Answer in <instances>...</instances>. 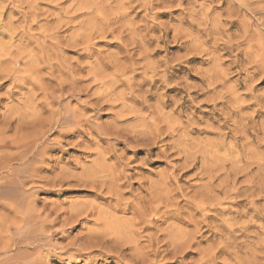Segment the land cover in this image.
Here are the masks:
<instances>
[{"label":"rangeland","instance_id":"1","mask_svg":"<svg viewBox=\"0 0 264 264\" xmlns=\"http://www.w3.org/2000/svg\"><path fill=\"white\" fill-rule=\"evenodd\" d=\"M0 46V143L31 144L0 220L43 228L35 264H264V0H0Z\"/></svg>","mask_w":264,"mask_h":264},{"label":"bare ground","instance_id":"2","mask_svg":"<svg viewBox=\"0 0 264 264\" xmlns=\"http://www.w3.org/2000/svg\"><path fill=\"white\" fill-rule=\"evenodd\" d=\"M99 34V33H98ZM77 37V36H76ZM240 38V37H239ZM11 46V45H10ZM2 46H0V49H4V47H2ZM52 47V46H51ZM262 47V46H261ZM3 51V50H2ZM262 51V50H261ZM1 52V51H0ZM247 52V51H246ZM7 56H9V54L7 55ZM1 57V56H0ZM10 57V56H9ZM6 58V57H5ZM1 61V60H0ZM3 62V61H2ZM5 62V61H4ZM3 62V63H4ZM261 62H262V60H261ZM4 65V64H3ZM260 65H262V64H260ZM2 66V65H1ZM264 66V65H263ZM263 66H261V67H263ZM260 67V66H259ZM2 68V67H1ZM3 68H5V66H3ZM5 71H8V70H6V69H4ZM12 70V69H11ZM13 71V70H12ZM261 72V71H260ZM6 73V72H5ZM9 73V71L7 72V75H9L8 74ZM262 74V73H261ZM263 74H264V72H263ZM262 74V75H263ZM17 79V78H16ZM165 80H167V78L165 79ZM163 82H164V80H162ZM208 83H210V82H208ZM211 85V84H210ZM209 85V86H210ZM46 94H48V93H46ZM44 95H45V93H44ZM53 96V95H52ZM55 97V96H54ZM231 98L233 99V97L231 96ZM263 98V97H262ZM229 99V98H228ZM236 99V98H235ZM218 100H219V98H218ZM222 100V99H221ZM215 101H217V98H216V100ZM214 101V102H215ZM223 101V100H222ZM230 102H231V99L229 100ZM228 101V103H230ZM233 101V100H232ZM240 101V100H239ZM258 101V100H257ZM261 101V100H260ZM259 101V102H260ZM232 103V102H231ZM237 102H233V104L235 105ZM240 103V102H239ZM241 104V103H240ZM243 104V103H242ZM259 104V103H258ZM262 104H264V103H262ZM214 105V104H213ZM222 105V104H221ZM228 105V104H227ZM234 105H232L231 104V106H234ZM237 105V104H236ZM256 105V104H255ZM260 106V105H259ZM262 106V105H261ZM257 107V106H256ZM264 107V106H263ZM235 108H237V111L238 110H240L241 109V106L239 107L240 109H238V107L237 106H235ZM261 108V107H260ZM217 109V108H216ZM226 109V108H225ZM221 110H222V108H221ZM227 110H230L229 108H227ZM226 111V110H225ZM228 112V111H227ZM230 112H231V110H230ZM59 113V112H58ZM220 113H222V112H220ZM56 114V113H55ZM226 114V113H225ZM229 114V113H228ZM13 115V114H12ZM60 115V114H59ZM159 115V114H158ZM64 116V115H63ZM229 116H231V115H229ZM234 116H235V114H234ZM13 117V116H12ZM159 117H160V115H159ZM224 117H227V116H225L224 115ZM236 117V116H235ZM238 117H239V114H238ZM238 117H236V118H238ZM244 117V116H243ZM161 118V117H160ZM229 118V117H228ZM3 119H4V117H3ZM11 119V118H10ZM9 119V120H10ZM63 119H65V118H63ZM230 119V118H229ZM244 120L245 119H247V118H243ZM242 119V120H243ZM7 120V119H6ZM6 120H4L5 122H7ZM8 120V122H10V121H12L13 120V118H12V120H10L9 121ZM165 120V119H164ZM233 120V119H232ZM236 120V119H235ZM238 121H240L241 120V118H240V120L239 119H237ZM243 120V121H244ZM3 121V122H4ZM16 121V120H15ZM64 121V120H63ZM69 121V120H68ZM246 121V120H245ZM261 121H262V119H261ZM4 122V123H5ZM5 123V124H10V123ZM18 122H19V119H18ZM50 122V121H49ZM55 122V121H54ZM61 122V121H60ZM263 122V121H262ZM3 123V125L5 126V128H6V130H7V127H6V125ZM13 123H14V121H13ZM66 123V122H65ZM232 123H234V122H232ZM17 124H19V123H17ZM245 123L243 122V125H244ZM3 125H1V126H3ZM151 125V124H150ZM234 125V124H233ZM240 125V124H239ZM246 125V124H245ZM244 125V126H245ZM253 125H255V124H253ZM53 126V125H52ZM55 126V125H54ZM242 126V125H241ZM240 126V127H241ZM23 127V126H22ZM157 127V130L159 129L158 128V126H156ZM155 127V128H156ZM243 127V126H242ZM253 127V126H252ZM251 127V128H252ZM5 128H1L0 129V133H3L4 131L3 130H5ZM245 128V127H244ZM244 128H241V129H239L238 128V126H237V129H239L238 131L240 132V130H242V129H244ZM254 128V127H253ZM258 128V127H257ZM260 128H261V126H260ZM3 129V130H2ZM10 129V128H9ZM169 129V128H168ZM172 129V128H171ZM218 129H220V128H218ZM235 129V128H234ZM236 129V130H237ZM259 129V128H258ZM5 130V131H6ZM156 130V131H157ZM165 130H167V129H165ZM164 130V131H165ZM170 130V129H169ZM169 130L168 131H165L166 133H168L169 132ZM174 129H172V130H170L171 132L173 131ZM245 130V129H244ZM254 130H255V128H254ZM8 131V130H7ZM252 131V130H251ZM259 131V130H258ZM15 132V131H14ZM155 132V131H154ZM160 133L162 132V131H159ZM174 132H177V130L176 131H174ZM173 132V133H174ZM233 132V131H232ZM235 132H237V131H235ZM246 132H247V130H246ZM253 132V131H252ZM263 132V135H264V131H262ZM152 133H153V131H152ZM157 134H156V136L158 135V132H156ZM160 133H159V136H160ZM166 133H164V134H166ZM234 133V132H233ZM232 133V134H233ZM240 133H242V132H240ZM244 133H245V131H244ZM244 133H242V136L244 135ZM257 133V132H256ZM140 134V133H139ZM145 134H146V131H145ZM169 134V133H168ZM176 134V133H175ZM175 134H173V135H175ZM254 134V133H253ZM132 135H134V133L132 134ZM137 135V134H136ZM155 134H153V136H154ZM162 135V134H161ZM262 135V136H263ZM4 136V135H3ZM22 136V135H21ZM25 136V135H24ZM27 136H28V134H27ZM150 136H152V135H150ZM156 136H154V138L156 137ZM179 136V135H178ZM223 136V135H222ZM226 136V135H225ZM20 137V136H19ZM158 137V136H157ZM156 137V138H157ZM167 137H168V135H167ZM173 137V136H172ZM1 138H3L4 139V137H1ZM22 138V137H21ZM155 138V139H156ZM224 138V137H223ZM233 138V137H232ZM239 138H241V136H239ZM15 139V138H14ZM132 139H134V138H132ZM152 139V138H151ZM150 139V140H151ZM2 140V139H1ZM6 141H7V139H5ZM13 140V139H12ZM22 140V139H21ZM21 140H19V141H16L15 142V144H18V143H20V141ZM221 140H222V138H221ZM237 140H239V139H237ZM6 141H3L2 143H0V156H2L1 158H2V160H0V174H5V175H3L4 177H0V199L3 201V199H7V201H8V203L7 204H5V203H2L3 205L5 204L6 206L8 205V206H11V205H9V201L10 200H8V199H12V198H14L15 196H17V194H15V193H17L19 190V188H21V186H20V184L21 183H23L24 181H23V179H25L26 177H24L23 179L21 178V177H23L22 175L23 174H25L24 172H28L29 171V167H30V165H28L27 164V162H28V157H27V153H29V151H25L28 147H27V145H28V143H27V145H25V146H23V150H24V147H25V152H23V150L22 151H20V144H23L22 143V141H21V143L20 144H18V145H15L14 144V141H13V145L11 144V145H9V144H7V145H4V144H6ZM27 141H30L29 139H27ZM134 141V140H133ZM156 141H157V139H156ZM180 141V140H179ZM220 141V140H219ZM231 141V140H230ZM23 142H26V140L25 141H23ZM152 142V141H151ZM156 143V142H155ZM220 143V142H219ZM222 143H223V141H222ZM226 142H224V144H225ZM25 144V143H24ZM32 144H34V142L32 141ZM154 144V143H153ZM177 144L179 145V143L177 142ZM230 144V143H229ZM232 144H233V142H232ZM235 144V143H234ZM176 145V144H175ZM174 145V146H175ZM211 145V144H210ZM28 146H31V144H29ZM180 146V145H179ZM219 146V145H218ZM217 146V147H218ZM221 146H223L222 144H221ZM236 146V145H235ZM243 146V145H242ZM27 147V148H26ZM172 147V146H171ZM177 147V146H176ZM175 147V148H176ZM182 147V146H181ZM210 147V146H209ZM220 147V146H219ZM223 147H225V146H223ZM31 148V147H30ZM175 148L173 149V151H175ZM216 148V147H215ZM171 149V148H170ZM184 149V148H183ZM183 149H182V151H183ZM187 149H188V146H187ZM211 149V148H210ZM221 149H223V148H221ZM243 149H244V147H243ZM27 150H29V148L27 149ZM177 150H178V147H177ZM185 150H186V146H185ZM185 150H184V152H185ZM216 150H217V148H216ZM216 150H215V152H216ZM196 151V150H195ZM204 151H205V149H204ZM213 151V150H212ZM177 152V151H176ZM179 152V151H178ZM181 152V151H180ZM202 152H203V150H202ZM250 152V151H249ZM26 153V154H25ZM31 153V152H30ZM183 153V152H182ZM199 153H200V151H199ZM240 153V152H239ZM246 153V152H245ZM184 154V153H183ZM186 154V153H185ZM184 154V155H185ZM197 154V153H196ZM206 154V153H205ZM237 154V153H236ZM30 155V154H29ZM28 155V156H29ZM199 155V154H198ZM201 155V154H200ZM214 155V154H213ZM178 156H179V158L180 159H182L181 157H180V155L178 154ZM181 156H183V155H181ZM187 156V155H186ZM203 156V155H202ZM188 157V156H187ZM200 157V156H199ZM214 159H216V157H214V156H212ZM236 157H237V155H236ZM240 157V156H239ZM189 158V157H188ZM190 158H193V156L192 157H190ZM195 158V157H194ZM194 158H193V160H194ZM242 158H244V157H242ZM205 159V158H204ZM30 160V159H29ZM183 160H185V158H183ZM187 160V159H186ZM189 160V159H188ZM191 160L192 159H190L189 161L191 162ZM198 160V159H197ZM238 160V159H237ZM199 161V160H198ZM200 161H202V159H200ZM208 161V160H207ZM206 161V162H207ZM212 161V160H211ZM228 161V160H227ZM235 161V160H234ZM182 162V161H181ZM186 162V161H185ZM188 163V165H186V163H184L185 164V166H187V168L189 167V164H191V163ZM251 162V161H250ZM29 163V162H28ZM201 163V162H200ZM209 164H210V161L208 162ZM235 163V162H234ZM234 163H233V161H232V163L231 164H233L234 165ZM239 162H237V164H238ZM183 163L182 164H180V165H184ZM205 164V163H204ZM13 165H16V166H13ZM215 165V164H214ZM222 165V164H221ZM254 165V164H253ZM29 166V167H28ZM199 166H200V164H199ZM202 166V165H201ZM200 166V167H201ZM210 166V165H209ZM212 166V165H211ZM218 166H219V164H218ZM224 166V165H223ZM28 167V168H27ZM182 167V166H181ZM206 167H207V165H206ZM185 167L183 166V168L182 169H184ZM209 168V167H208ZM213 168V167H212ZM211 168V169H212ZM217 168V167H216ZM223 168V170L225 169V166L224 167H222ZM234 168H236L235 166H234ZM238 168V167H237ZM26 169H28V170H26ZM190 169H191V167H190ZM198 169V168H197ZM200 169V168H199ZM207 169V168H206ZM195 170H196V168H195ZM217 170H220V169H217ZM222 170V171H223ZM227 170V169H226ZM237 170V169H236ZM197 171H200V170H197ZM204 171V170H203ZM238 171H240L239 170V168H238ZM209 173L210 171L208 170H206V172H205V174L206 173ZM219 172V171H218ZM221 172V171H220ZM225 172V171H224ZM200 173H201V171H200ZM204 173V172H203ZM211 173V175H212V172H210ZM215 173L217 174V175H219V173H217L216 171H215ZM215 173H213V174H215ZM227 173V172H226ZM226 173H225V176H226ZM232 173V171L230 172V174ZM234 173H235V171H234ZM233 173V174H234ZM243 173V172H242ZM242 173H240V174H242ZM215 174V175H216ZM237 174V171H236V173H235V175ZM26 175V174H25ZM201 175V174H200ZM199 175V176H200ZM235 175H234V177H233V175H232V177L234 178V182H232V184L235 186V179H236V177H235ZM172 176V178H173V175H171ZM198 176V175H197ZM208 176V175H207ZM237 176V175H236ZM252 177V176H251ZM211 177H209L207 180H211L210 182H212L213 180V178H211ZM223 178H224V176H223ZM226 178V179H225ZM223 180H226L227 181V178H228V174H227V176L225 177ZM215 179V178H214ZM220 180H221V178H220ZM231 180H233V179H231ZM22 181V182H21ZM26 181V180H25ZM225 181V182H226ZM248 181V180H247ZM246 181V182H247ZM207 182V181H206ZM209 182V181H208ZM207 182V183H208ZM225 182H222V180H221V184L222 183H225ZM229 181H227V183H228ZM241 183V182H240ZM231 184V185H232ZM247 184V183H246ZM23 185V184H22ZM219 187L221 186V185H219V184H217ZM224 185V184H223ZM227 185V184H226ZM259 185V184H258ZM207 186H208V184H207ZM217 186V187H218ZM240 186V185H239ZM219 187L218 188H216V189H219ZM22 188H23V186H22ZM21 188V189H22ZM206 188V187H205ZM207 188H209V189H212L213 187H211L210 188V186L209 187H207ZM206 188V189H207ZM233 188V187H232ZM209 189L208 190H206V192L207 191H209ZM214 189V188H213ZM248 189V188H247ZM205 190V189H204ZM228 190V189H227ZM236 191V190H235ZM238 192H239V190H237ZM245 191H247V190H245ZM249 191V190H248ZM20 193H21V191H19ZM22 192H23V190H22ZM204 192V191H203ZM209 192H212V191H209ZM215 192V191H214ZM213 192V193H214ZM224 192V191H223ZM222 192V193H223ZM226 193L228 192V191H225ZM13 193H14V197H13ZM200 193H201V191H200ZM200 193H198V191H197V194L199 195ZM213 193H211V195L213 194ZM240 193V192H239ZM196 194V192H195V195H197ZM234 194H235V192H234ZM245 194H247L246 196H248V194L249 193H245ZM253 194V193H252ZM259 194H261L260 192H259ZM197 195V196H198ZM208 195V194H207ZM207 195H205V192H204V196L205 197H203V196H201L202 197V199H204L205 198V200L207 199L206 198V196ZM225 195H227V194H224V196ZM243 195H244V192H243ZM251 195V194H250ZM258 195V194H257ZM10 198H9V197ZM20 196H22V195H20ZM153 196H155V195H153ZM152 196V197H153ZM237 196V195H236ZM240 196V195H239ZM238 196V199L240 198ZM251 196H253V195H251ZM8 197V198H7ZM152 197H151V199H152ZM160 197V196H159ZM208 197V196H207ZM234 197V196H233ZM257 197V196H256ZM17 198H19L18 196H17ZM24 197H22V199H23ZM156 197H154V199H155ZM194 198H196L195 196L193 197V199ZM212 198V197H211ZM210 198V199H211ZM237 198V197H236ZM249 198V197H248ZM21 199V200H22ZM158 199H160V198H158ZM165 199V198H164ZM209 199V198H208ZM0 200V201H1ZM20 200V198H19V202L21 201ZM157 200V199H156ZM192 200V199H191ZM203 201V200H201L200 199V197L198 196V200L196 199V202L197 201ZM214 200V199H213ZM252 200V199H251ZM7 201H4V202H7ZM11 201H13V199L11 200ZM24 201V200H23ZM151 201H153V200H151ZM164 201V200H163ZM206 201H209V204H210V202H212L211 200H206ZM18 202V203H19ZM22 202V201H21ZM155 202V201H154ZM160 202H162L161 200H160ZM193 202V201H192ZM216 202H218L217 200H216ZM215 202V203H216ZM252 202V201H251ZM254 202V201H253ZM1 203V202H0ZM11 203V202H10ZM17 203V204H18ZM156 203H157V201H156ZM214 203V202H213ZM20 204V203H19ZM202 205L204 204V202H202L201 203ZM208 204V205H209ZM255 204V203H254ZM253 204V205H254ZM3 205L1 206V207H3ZM21 205V204H20ZM20 205H19V207H20ZM159 205V204H158ZM194 205V204H193ZM198 205H199V203H198ZM197 205V208L200 206H198ZM205 206H206V204H204ZM218 205V204H217ZM12 206H13V204H12ZM11 206V207H12ZM15 206V205H14ZM18 205H16V207H17ZM24 206V205H23ZM160 206V205H159ZM195 206V205H194ZM204 206V207H205ZM5 207V206H4ZM16 207H12V211H13V208L14 209H16L17 211H20V210H18ZM18 207V208H19ZM152 207V206H151ZM155 208H152L153 209V211H154V213L156 212V210H157V208H156V204H155V206H154ZM158 207V206H157ZM201 208H202V206H200ZM199 207V208H200ZM206 207H208V206H206ZM252 207V206H251ZM23 208V207H22ZM4 210L6 209V207L5 208H3ZM11 209V208H10ZM205 209V208H204ZM203 209V210H204ZM15 210V211H16ZM92 210H94V209H92ZM100 211H98V209L97 210H94V211H97V213H99V214H102V211H101V209H99ZM149 210V209H148ZM160 210V209H159ZM158 210V211H159ZM200 210V209H199ZM258 210V209H257ZM264 210V209H263ZM14 211V212H15ZM136 211V210H135ZM144 211V210H143ZM142 211V213H144ZM254 211V210H253ZM262 211V210H261ZM141 212V211H140ZM139 212V213H140ZM151 212V211H150ZM195 212V211H194ZM242 212V211H241ZM245 212H246V210H245ZM258 212V211H257ZM264 212V211H263ZM16 213V212H15ZM17 213H19L20 214V212H17ZM16 213V214H17ZM23 213V212H22ZM21 213V214H22ZM96 213V212H95ZM132 213H134V211L132 212ZM243 213H244V211H243ZM242 213V214H243ZM20 214V215H21ZM92 214V213H91ZM163 214V213H162ZM264 214V213H263ZM103 215H104V213H103ZM144 215V214H143ZM142 215V216H143ZM238 215V214H237ZM105 217H104V219L106 220V218H107V215H104ZM139 216V215H138ZM241 216V215H240ZM251 216V215H250ZM253 213H252V218H253ZM250 217V218H251ZM261 217V216H260ZM22 218H25V217H22ZM22 218H21V221L19 220V222H24V223H22V224H24L22 227H14V225L12 224V226L11 225H8L9 223H8V221L6 222V223H8V224H5V223H2V221H1V225H0V243L2 244V247H1V245H0V264H35L34 263V260H35V258H34V256H36V255H34V256H32L34 259H31V254H30V252H29V248H30V245L32 244V243H30V242H35V241H32V237H36L37 238V236H40L41 234L39 233V231L38 230H40V228L38 229V230H35V231H38L37 233H39V235L35 232V231H33L34 230V228L33 229H31L32 227H30L29 229H31L30 231H29V229H28V227L30 226L29 225V223H28V220L27 221H23L22 220ZM139 218H140V216H139ZM142 218V217H141ZM234 218V217H233ZM236 218V217H235ZM252 218H251V220H252ZM172 219V218H171ZM108 220V219H107ZM143 220V219H142ZM256 220V219H255ZM260 220V219H259ZM6 221V220H5ZM76 221V220H75ZM249 221H250V219H249ZM3 222H4V220H3ZM30 222V221H29ZM104 222H106V221H104ZM103 222V223H104ZM233 222V221H232ZM14 223V222H13ZM238 223V222H237ZM247 223H249V222H247ZM246 223V224H247ZM251 223V222H250ZM252 223H253V220H252ZM255 223V222H254ZM15 224H19V225H22L21 223H16L15 222ZM43 225H44V223H42ZM42 224H41V226H42ZM98 224V223H97ZM196 224V223H195ZM230 224V223H229ZM234 224V223H233ZM236 224V223H235ZM250 225V224H249ZM40 226V225H39ZM38 226V227H39ZM98 226V225H97ZM101 226H103V229H105L106 231H111V230H113V228H112V226L109 224L108 225V223L106 222V224H102V225H100V226H98V228L100 227L101 228ZM235 226H237V225H235ZM242 226V225H241ZM244 226H245V223H244ZM233 227V226H232ZM240 227V226H239ZM254 227V226H253ZM249 228V227H248ZM257 228V227H256ZM264 228V227H263ZM43 228L41 227V230H42ZM195 230V232H196V229L197 228H194ZM240 229V228H239ZM242 229V228H241ZM240 229V230H241ZM40 230V231H41ZM169 230V229H168ZM247 230V229H246ZM170 231V230H169ZM172 231H173V229H172ZM238 231V230H237ZM264 231V230H263ZM32 232H35V234L37 235H35V234H33V236L31 237L30 236V233H31V235H32ZM120 232V231H119ZM200 232V231H199ZM234 232V231H233ZM261 232H262V230H261ZM115 233V232H114ZM238 233H240L239 231H238ZM247 233V232H246ZM164 234V233H163ZM172 233L170 232V235H171ZM221 234V233H220ZM241 234H242V231H241ZM134 235V234H133ZM166 235V234H165ZM234 235H235V233H234ZM92 236V235H91ZM94 236H96L95 234H94ZM94 236H93V238H94ZM109 236V237H108ZM110 236H111V234H105V235H101L100 237H98V238H100L99 240H100V242H102L103 240H104V242H105V240L106 241H108V242H110V243H108V242H105V243H107V245L108 244H112V242L113 243H117V242H119L120 243V248H124V249H120V251H118L117 253H119L118 255L121 257V256H124L125 254H124V252L126 253V251L125 250H132L133 249V247L134 246H136L137 244H135V243H132L130 240H126V239H123L122 237H120V236H115L114 237V239H111L110 238ZM122 236V235H121ZM126 236V235H125ZM168 236V235H167ZM179 236H181V235H179ZM194 236V235H193ZM192 236V237H193ZM257 236V235H256ZM260 236V235H259ZM169 237V236H168ZM167 237V238H168ZM175 237V236H174ZM174 237H172V238H174ZM223 238H224V236H222ZM228 237V236H227ZM229 237H230V235H229ZM235 237V236H234ZM234 237H230V238H233L234 239ZM248 237V236H247ZM246 237V238H247ZM36 238H34V239H36ZM40 238V237H39ZM89 238V237H88ZM165 238V237H164ZM189 238V237H188ZM30 239H31V241H30ZM90 239H91V241H92V237H90ZM149 239V238H148ZM158 239V238H157ZM179 239H182L181 237H179ZM178 239V240H179ZM192 239H194V238H192ZM196 239V238H195ZM220 239H221V237H220ZM229 239V238H228ZM236 239V238H235ZM38 240V239H37ZM89 240V239H88ZM98 240V241H99ZM184 240V239H183ZM232 240V239H231ZM237 240V239H236ZM246 240H248V239H246ZM3 241V242H2ZM120 241H122V242H120ZM153 241H154V239H153ZM173 241L174 240H172L171 241V244H173ZM189 241H191L192 242V240L189 238ZM223 241V240H222ZM225 242L227 241V240H224ZM234 241V240H233ZM264 240L262 239V242H263ZM96 242V241H95ZM136 242V241H135ZM151 242V241H150ZM155 242L156 241H154V244H155ZM167 242V241H166ZM188 242V241H187ZM237 242V241H236ZM261 242V243H262ZM178 243H179V241H178ZM184 243V242H183ZM190 242H188V244H189ZM226 243H228V242H226ZM226 243H223L224 244V247H225V244ZM230 243H232V242H230ZM250 243V242H249ZM248 243V244H249ZM260 243V244H261ZM264 243V242H263ZM34 244V243H33ZM32 244V245H33ZM90 244H92L91 242H90ZM98 244V246H101L102 247V243H97ZM96 244V245H97ZM131 244H133V246H131ZM167 244V243H166ZM180 244V243H179ZM222 244V243H221ZM220 243H219V245H221ZM236 244V243H235ZM235 244H233L234 246H235ZM238 244H240V243H238ZM247 243H246V245H248ZM259 244V243H258ZM257 244V245H258ZM113 245H115V244H113ZM117 245V244H116ZM150 245V244H149ZM148 245V246H149ZM181 245V244H180ZM182 245H187V244H182ZM190 245V244H189ZM188 245V247L190 248V246ZM218 244L216 245V247L215 248H217L218 249V247H220ZM231 245V244H230ZM233 245H232V247H233ZM243 245V244H242ZM245 245V246H246ZM254 245V244H253ZM110 246V245H109ZM167 246H168V244H167ZM169 246H171L170 244H169ZM214 246V245H213ZM212 246V247H213ZM218 246V247H217ZM226 246H227V244H226ZM244 246V245H243ZM251 247H252V245H250ZM95 247V246H94ZM119 247V246H118ZM179 247H181V246H179ZM184 247V246H183ZM240 247H242L241 246V244H240ZM253 247H256V246H253ZM252 247V248H253ZM259 247H260V245H259ZM113 248H115V247H113ZM149 248V247H148ZM209 248H211V247H209ZM223 248V247H222ZM227 248V247H226ZM226 248H224V249H226ZM235 248V247H234ZM261 248V247H260ZM78 249H80V248H78ZM99 249H101V248H99ZM102 249H104V248H102ZM134 249H135V247H134ZM166 249H171V248H167L166 247ZM165 249V250H166ZM186 249H187V247H185L184 248V251H186ZM213 249H214V247H213ZM240 249V248H239ZM238 249V250H239ZM247 249H249V248H247ZM246 249V250H247ZM257 248H255L254 250H256ZM93 250V249H92ZM117 250H119V249H117ZM136 250V249H135ZM133 251L132 250V252L133 253H130V258H131V260H130V262H132L133 264H145L146 263V261L144 262V263H142L143 262V259L145 258V255H147L146 253H137L136 251ZM188 250V249H187ZM212 250V249H211ZM216 250V249H215ZM214 250V251H215ZM223 250V249H222ZM235 250V249H234ZM238 250H236L235 252L237 253L238 252ZM242 250H244L243 248H242ZM245 250V251H246ZM254 250H253V252H254ZM258 250V249H257ZM107 251V250H106ZM109 252H110V250H108ZM113 251H115V250H113ZM209 250L207 249V252H208ZM213 251V250H212ZM216 251H218V250H216ZM226 251H228V249L226 250ZM241 251V250H240ZM248 251V250H247ZM261 251H262V249H261ZM209 252H211V251H209ZM221 252V251H220ZM229 252V251H228ZM234 252V251H233ZM234 252V253H235ZM242 252V251H241ZM244 252V251H243ZM253 252H250V254L252 253V255H251V257L253 256ZM255 252H258V251H255ZM254 252V254H256ZM260 252V251H259ZM111 253V252H110ZM116 252H115V254H117ZM155 253V252H154ZM168 253V252H167ZM173 253V252H172ZM183 253V252H182ZM205 253H206V251H205ZM213 253V255H211V256H214V254H215V252H212ZM236 253H235V255H236ZM127 254V253H126ZM175 255H176V253H174ZM179 254V253H178ZM181 254V253H180ZM184 254V253H183ZM182 254V255H183ZM228 254V253H227ZM240 254V253H239ZM262 254H264L263 253V251H262ZM154 255V254H153ZM156 255V254H155ZM154 255V256H155ZM204 255V252H203V254L201 255V257ZM209 254H208V256L205 254L204 256L205 257H211ZM232 255V254H231ZM117 256V255H116ZM118 256V257H119ZM126 256V255H125ZM125 256H124V258H125ZM204 256H203V258H204ZM237 256H238V254H237ZM250 256V255H249ZM249 256H247V257H249ZM258 256V255H257ZM259 256H260V258L262 257L261 256V253H259ZM37 257V256H36ZM40 257V256H39ZM38 257V258H39ZM173 257H175L174 255H173ZM215 257V256H214ZM230 257H233V256H230ZM250 257V258H251ZM255 257L256 256H254V258L252 257V260L253 261H255ZM216 258H217V256H216ZM216 258H215V261H216ZM234 258H235V256H234ZM242 258V257H241ZM240 258V259H241ZM249 258V259H250ZM40 259V258H39ZM119 259V258H118ZM199 259H201V258H199ZM206 258H204V260H205ZM214 259V258H213ZM236 259H238V257L236 258ZM240 259H238L239 261H240ZM244 259H246V258H244ZM244 259H243V261H244ZM42 260V259H41ZM145 260V259H144ZM207 260V259H206ZM208 260H210V259H208ZM223 260V259H222ZM235 260V259H234ZM40 260H37V263L36 264H38V262H39ZM43 261V260H42ZM142 261V262H141ZM212 261V263H213V260H211ZM233 261V260H232ZM237 263H238V261L237 260H235ZM252 261V262H253ZM36 262V261H35ZM149 262V261H148ZM147 262V263H148ZM201 262V260L199 261V263ZM209 262V261H208ZM241 262V261H240ZM239 262V263H240ZM41 263V262H40ZM197 263H198V261H197ZM212 263H209V264H212ZM215 263V262H214ZM238 263V264H239ZM246 263H250V264H252L251 262H249L247 259H246V261H245V264ZM260 263V262H259ZM258 263V264H259ZM43 264V263H42ZM206 264H208V263H206ZM232 264H234L233 262H232ZM241 264V263H240ZM257 264V263H256Z\"/></svg>","mask_w":264,"mask_h":264}]
</instances>
